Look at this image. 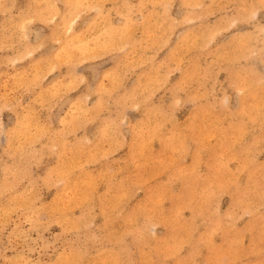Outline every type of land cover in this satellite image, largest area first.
<instances>
[{
    "label": "rangeland",
    "instance_id": "obj_1",
    "mask_svg": "<svg viewBox=\"0 0 264 264\" xmlns=\"http://www.w3.org/2000/svg\"><path fill=\"white\" fill-rule=\"evenodd\" d=\"M0 264H264V0H0Z\"/></svg>",
    "mask_w": 264,
    "mask_h": 264
}]
</instances>
